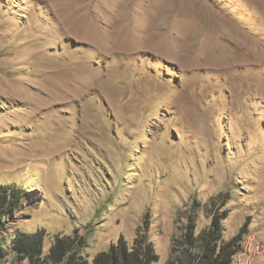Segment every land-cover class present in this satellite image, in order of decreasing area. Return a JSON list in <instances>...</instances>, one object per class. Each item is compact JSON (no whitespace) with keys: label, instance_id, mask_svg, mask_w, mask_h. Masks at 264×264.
<instances>
[{"label":"rangeland","instance_id":"rangeland-1","mask_svg":"<svg viewBox=\"0 0 264 264\" xmlns=\"http://www.w3.org/2000/svg\"><path fill=\"white\" fill-rule=\"evenodd\" d=\"M11 183L0 236L42 229L43 254L140 230L153 264H185L189 215L198 235L224 212V240L249 224L233 264H264V0H0Z\"/></svg>","mask_w":264,"mask_h":264},{"label":"trees","instance_id":"trees-1","mask_svg":"<svg viewBox=\"0 0 264 264\" xmlns=\"http://www.w3.org/2000/svg\"><path fill=\"white\" fill-rule=\"evenodd\" d=\"M24 195V189L13 183L0 184V224L17 212ZM222 215L224 212L212 213L208 228L198 235H195V218L189 215L183 240L185 264H233L249 224L245 222L234 239L224 240ZM44 236L42 229L35 232L15 230L13 234L0 236V259L10 258L12 264H153L158 261V253L146 233L140 230L132 244L119 236L115 243L97 252L92 259L81 253L86 245L83 237L75 234L55 236L47 254H43Z\"/></svg>","mask_w":264,"mask_h":264},{"label":"bare ground","instance_id":"bare-ground-1","mask_svg":"<svg viewBox=\"0 0 264 264\" xmlns=\"http://www.w3.org/2000/svg\"><path fill=\"white\" fill-rule=\"evenodd\" d=\"M18 161V160H17Z\"/></svg>","mask_w":264,"mask_h":264}]
</instances>
